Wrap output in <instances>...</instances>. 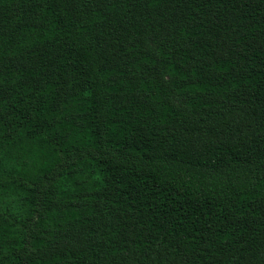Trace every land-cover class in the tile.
<instances>
[{
	"label": "trees",
	"instance_id": "16d2710c",
	"mask_svg": "<svg viewBox=\"0 0 264 264\" xmlns=\"http://www.w3.org/2000/svg\"><path fill=\"white\" fill-rule=\"evenodd\" d=\"M0 264H264V0H0Z\"/></svg>",
	"mask_w": 264,
	"mask_h": 264
}]
</instances>
